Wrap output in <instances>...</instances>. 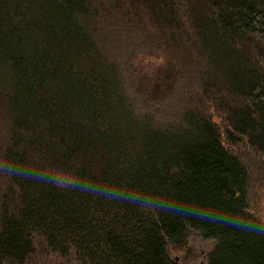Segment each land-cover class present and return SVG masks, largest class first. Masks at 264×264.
<instances>
[{
    "label": "trees",
    "instance_id": "trees-1",
    "mask_svg": "<svg viewBox=\"0 0 264 264\" xmlns=\"http://www.w3.org/2000/svg\"><path fill=\"white\" fill-rule=\"evenodd\" d=\"M260 180L264 0H0V264H264Z\"/></svg>",
    "mask_w": 264,
    "mask_h": 264
},
{
    "label": "rangeland",
    "instance_id": "rangeland-1",
    "mask_svg": "<svg viewBox=\"0 0 264 264\" xmlns=\"http://www.w3.org/2000/svg\"><path fill=\"white\" fill-rule=\"evenodd\" d=\"M252 201L254 206H252L253 213L264 222V184L263 181H256L254 189L252 191ZM188 246L193 251L184 255L183 251L174 250L170 251L171 257L176 259L178 264H199L201 261V256L205 255L212 246V241H202L199 240L194 233H191L188 238ZM195 255V258L192 257ZM183 258L186 260L183 261ZM204 264V263H203Z\"/></svg>",
    "mask_w": 264,
    "mask_h": 264
},
{
    "label": "water",
    "instance_id": "water-1",
    "mask_svg": "<svg viewBox=\"0 0 264 264\" xmlns=\"http://www.w3.org/2000/svg\"><path fill=\"white\" fill-rule=\"evenodd\" d=\"M174 261H176V259H174ZM203 263H204V257H203V255H202V258H201V261H200L199 264H203Z\"/></svg>",
    "mask_w": 264,
    "mask_h": 264
}]
</instances>
